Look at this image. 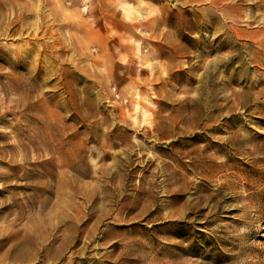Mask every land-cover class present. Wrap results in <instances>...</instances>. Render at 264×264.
I'll use <instances>...</instances> for the list:
<instances>
[{"label": "rangeland", "instance_id": "obj_1", "mask_svg": "<svg viewBox=\"0 0 264 264\" xmlns=\"http://www.w3.org/2000/svg\"><path fill=\"white\" fill-rule=\"evenodd\" d=\"M228 2L0 0V264H264V9Z\"/></svg>", "mask_w": 264, "mask_h": 264}, {"label": "bare ground", "instance_id": "obj_2", "mask_svg": "<svg viewBox=\"0 0 264 264\" xmlns=\"http://www.w3.org/2000/svg\"><path fill=\"white\" fill-rule=\"evenodd\" d=\"M73 2L77 0H72ZM220 0H213L215 7ZM227 5L230 6V15L229 17L234 21V17H240L242 12H240L243 8H248L251 13L249 14V22H259V12L264 9V0H229ZM84 9H88L86 6ZM216 9V8H215ZM231 29L233 31V27L231 25Z\"/></svg>", "mask_w": 264, "mask_h": 264}]
</instances>
